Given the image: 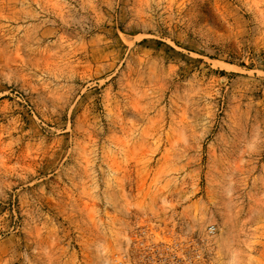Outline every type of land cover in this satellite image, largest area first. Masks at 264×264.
Wrapping results in <instances>:
<instances>
[{"label": "rangeland", "instance_id": "1", "mask_svg": "<svg viewBox=\"0 0 264 264\" xmlns=\"http://www.w3.org/2000/svg\"><path fill=\"white\" fill-rule=\"evenodd\" d=\"M160 260L264 264V0H0V264Z\"/></svg>", "mask_w": 264, "mask_h": 264}, {"label": "built area", "instance_id": "2", "mask_svg": "<svg viewBox=\"0 0 264 264\" xmlns=\"http://www.w3.org/2000/svg\"><path fill=\"white\" fill-rule=\"evenodd\" d=\"M210 232L211 233L215 232V226H212L210 228ZM157 264H168V263L166 262V260H160Z\"/></svg>", "mask_w": 264, "mask_h": 264}]
</instances>
